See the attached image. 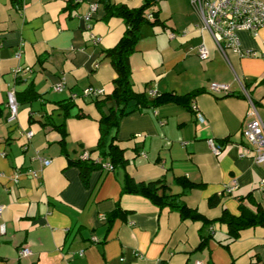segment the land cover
<instances>
[{
	"label": "crops",
	"instance_id": "obj_1",
	"mask_svg": "<svg viewBox=\"0 0 264 264\" xmlns=\"http://www.w3.org/2000/svg\"><path fill=\"white\" fill-rule=\"evenodd\" d=\"M19 2L0 0V264H264V227L233 238L222 221L264 211V168L243 134L250 110L244 87L264 119V27L257 35L239 34L242 50L258 56L224 55L190 0L152 2L147 16L159 24L141 29L131 57L134 90L149 100L155 99L152 91L180 99H162L124 117L113 135L126 164L110 169L103 162L86 186L69 162L96 150L101 116L83 92H113L116 72L105 51L119 43L126 25L107 18L100 0ZM112 2L137 9L146 0ZM201 46L208 60L200 59ZM18 68L23 71L16 75ZM58 84L63 91H55ZM214 84L229 85V92L215 94ZM30 87L39 98L28 99ZM10 92L19 105L13 123ZM73 96L78 98L65 119L59 103ZM64 122L65 151L55 128ZM92 157L101 162L98 153ZM130 178L164 180L201 218L183 220L177 211L124 192ZM233 182L237 189L226 193ZM24 248L30 254L23 257Z\"/></svg>",
	"mask_w": 264,
	"mask_h": 264
},
{
	"label": "trees",
	"instance_id": "obj_2",
	"mask_svg": "<svg viewBox=\"0 0 264 264\" xmlns=\"http://www.w3.org/2000/svg\"><path fill=\"white\" fill-rule=\"evenodd\" d=\"M14 1L18 4L21 3L19 2L20 0ZM100 1L104 3L106 17L121 18L126 25V30L119 43L114 48L105 51L107 57L111 59L112 66L116 72L113 92L110 95H105L104 93L99 96H85L93 98L99 109L101 116L99 119L100 140L96 150L91 153L88 159L77 161L70 160L69 165L76 166L81 170L82 180L86 186L89 185L91 172L102 167L103 162H110L113 168L126 164L124 151L116 144L117 138L113 135L120 127V123L124 117L138 110L157 107L162 99L173 101H179L178 99H180L175 95L168 94L161 96L157 95L155 99L149 100L144 94L137 93L134 90L131 57L137 50L141 37V29L145 25L155 26L159 24L158 17L149 19L147 16V12L152 6V2H155V0H146L145 4L137 9H130L126 5H118L113 3L112 0ZM202 92L203 91H198L191 95L195 97ZM27 96L30 100L39 98L33 87L29 88ZM75 99V97H72V99L68 101L59 103L60 107L66 112L65 119H67L70 111L74 108ZM108 105L110 106L108 107ZM105 107H108L107 112H104ZM55 128L61 132L62 138L60 143L63 151H65L66 138L68 135L66 124L64 122L62 125ZM94 153H98L101 162L96 163V159L92 157ZM177 182L187 185L189 188L196 186L190 183L188 179L179 178ZM126 186L124 192L145 197L161 209L170 208L173 211H177L181 214L183 220H197L201 218L197 211L190 209L181 200L182 194L178 195L170 192V188L164 180L135 183V181L130 178ZM216 201L217 200L213 201L212 205H216ZM222 221L226 222L228 225L232 237L237 238L242 230L256 226L264 227V211H260L258 214L244 213L240 217L229 216L222 218Z\"/></svg>",
	"mask_w": 264,
	"mask_h": 264
},
{
	"label": "built area",
	"instance_id": "obj_3",
	"mask_svg": "<svg viewBox=\"0 0 264 264\" xmlns=\"http://www.w3.org/2000/svg\"><path fill=\"white\" fill-rule=\"evenodd\" d=\"M194 9L200 15L202 20L203 30L207 31L213 38L217 47L226 55V51L238 55L239 57H256L258 54L254 51H243L241 47L240 32H250L257 35L258 31L264 27V0H190ZM149 19L152 15L148 16ZM86 20H90V17H86ZM94 43L97 44L99 40L92 37ZM199 57L202 60L209 59V52L206 46H201L199 49ZM22 68L16 70V75L22 72ZM241 82V81H240ZM63 84H58L55 87L56 92L63 91ZM214 93L229 92V85L214 84L212 86ZM103 90L95 88H87L83 92V96H99L103 95ZM151 96L156 97L155 91L150 92ZM244 94L250 101V110L247 117L249 122L247 123L243 134L244 137L253 146V150L250 154L254 157L255 161L262 165L264 168V119L261 117L257 105L250 98L249 93L244 87ZM77 98V96H73ZM8 107L10 109V115L8 122L13 123L18 120L19 105L16 99L15 93H9ZM194 111L197 114V118L200 123H205V117L199 112L197 106H193ZM33 132L27 134L28 138L33 136ZM140 135H137L139 138ZM213 151L216 155L222 153V149L217 146H213ZM85 159L88 158L86 154ZM44 166H49L51 161L48 159H40ZM107 167L112 169L109 164ZM36 176V173H33ZM264 185V179L262 180ZM237 182H233L227 186L225 192L231 194L237 189ZM4 211V206H0V217ZM2 233L5 232V225L1 226ZM30 251L24 248L21 252V256H27ZM196 264H203L197 262Z\"/></svg>",
	"mask_w": 264,
	"mask_h": 264
}]
</instances>
